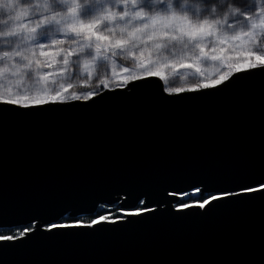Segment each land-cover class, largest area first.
<instances>
[{"label": "snow or ice", "instance_id": "1", "mask_svg": "<svg viewBox=\"0 0 264 264\" xmlns=\"http://www.w3.org/2000/svg\"><path fill=\"white\" fill-rule=\"evenodd\" d=\"M0 14L6 17L0 20V137L5 145L10 125L84 118L92 111L132 105L138 98L127 93L148 88L154 78L163 82L152 95L159 105H215L226 98L238 114L258 117L260 128L259 149L237 147L222 174L216 173L214 159L145 167L98 162L86 184L61 186L35 179L12 183L5 163L0 164V216L15 211L31 221L27 227L0 225L7 227L0 231V264H58L33 255L34 242L55 247L117 240L130 226L159 232L166 220L204 219L212 209L231 213L224 226L227 256L216 264H264V0H184L179 6L173 0H0ZM177 48L179 54L165 55ZM121 55L134 67L116 71L115 58ZM106 63L113 71L101 76L98 68ZM77 64L86 72L82 91L70 82ZM182 69L192 70L194 82L173 86L176 75L185 79ZM116 90L125 91L116 97ZM115 179L133 186L198 183L191 193L162 189L156 207L138 197L131 208L93 213L87 220L43 218L56 200L88 196ZM257 235L259 258L252 254Z\"/></svg>", "mask_w": 264, "mask_h": 264}, {"label": "water", "instance_id": "2", "mask_svg": "<svg viewBox=\"0 0 264 264\" xmlns=\"http://www.w3.org/2000/svg\"><path fill=\"white\" fill-rule=\"evenodd\" d=\"M157 84L163 85L154 78L148 88L127 93L138 98L132 105L92 111L84 118L10 125L6 145L0 137V164L5 163L9 181L35 179L61 186L84 185L98 162L105 167L114 163L145 167L199 165L214 159L216 173L222 174L237 147L244 151L259 149L258 117L250 119L238 114L226 98L215 105L204 101L159 105L152 96L159 90ZM124 91L116 90L115 96ZM197 183V179H191L133 186L115 179L88 196L69 195L56 200L42 216L57 222L65 216H90L102 203L131 208L138 197L156 207L155 200L162 189L191 193ZM253 215L258 219V208ZM230 222L229 210L212 209L204 219L193 216L166 220L159 232L137 231L130 226L117 240H85L55 247L34 242L30 251L58 264H216L227 256L224 226ZM30 223L29 215L24 213L10 211L0 216V225L21 227ZM260 252L257 235L252 254L259 258Z\"/></svg>", "mask_w": 264, "mask_h": 264}, {"label": "rangeland", "instance_id": "3", "mask_svg": "<svg viewBox=\"0 0 264 264\" xmlns=\"http://www.w3.org/2000/svg\"><path fill=\"white\" fill-rule=\"evenodd\" d=\"M174 5L175 6H179L181 3L184 2V0H173ZM189 4H195L197 2V0H188ZM245 0H241V3H244ZM2 19H6L5 16H3L2 14H0V20ZM179 48L177 49H170L168 52L165 53V55H171L173 52H176L177 54H179ZM155 58V57H153ZM44 59V58H41ZM119 67L116 68V71H119L121 67H129V68H133L134 65L131 62V59L129 57H127L126 55H121L117 58H115ZM74 62H75V57L73 58ZM125 62L124 64L122 63ZM42 71H48L47 68H43ZM57 71H59V69H57ZM113 71V67L111 64H102L99 66L98 68V72L101 76H103L105 73H107L108 75H111ZM72 75H71V79L70 82L74 85V89L75 91H82L84 90L82 88V84L84 83V77L86 76V72L83 71V69H81L79 67V65L77 64L76 67L71 69ZM192 72V70L190 69H182L180 70V73L182 75H184L185 79L181 80V76L180 75H176L175 77H173L170 80V83L173 86H180L181 84L185 83V82H194L195 77L190 75V73ZM163 84V82H162ZM77 88H81V89H77ZM179 199V198H178ZM99 209H101L100 207L96 210L98 211ZM96 213V212H95ZM64 218H68L67 216L63 217L61 220H63ZM60 220V221H61ZM27 226H30L27 225ZM27 226H21V227H27ZM6 230V229H5ZM1 231V230H0Z\"/></svg>", "mask_w": 264, "mask_h": 264}, {"label": "trees", "instance_id": "4", "mask_svg": "<svg viewBox=\"0 0 264 264\" xmlns=\"http://www.w3.org/2000/svg\"><path fill=\"white\" fill-rule=\"evenodd\" d=\"M77 89H81V88H77ZM116 207H117V206H113L111 209H99L98 211H96V213L103 214L105 211L114 212L115 209H116ZM88 218H89V216H85V217H83L84 220H87ZM68 219H69V218H64L63 220H64V221H67ZM1 231L6 232L7 229H6V230H1Z\"/></svg>", "mask_w": 264, "mask_h": 264}]
</instances>
